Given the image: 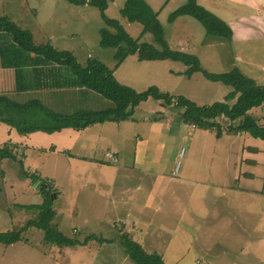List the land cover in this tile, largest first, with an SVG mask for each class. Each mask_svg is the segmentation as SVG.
<instances>
[{
    "label": "rangeland",
    "instance_id": "rangeland-1",
    "mask_svg": "<svg viewBox=\"0 0 264 264\" xmlns=\"http://www.w3.org/2000/svg\"><path fill=\"white\" fill-rule=\"evenodd\" d=\"M85 1L87 3L77 5L68 0H0V17H7L19 27L29 30L37 44L51 43L59 50L71 52L82 65L88 59L99 60L113 71L119 83L136 91L155 85L161 91L182 95L203 105L224 100L232 89L229 85L208 80L200 72L186 76V66L170 59L139 60L135 53L128 55L116 66V49L100 44V29L106 27L100 12L97 7L88 3L89 0ZM124 2L125 0H108L106 15L119 20L127 33L139 42L160 48L153 34L142 32L139 23L128 22L121 16L120 8ZM182 2L183 0H173L158 16L168 46L187 53H192L188 49L192 47L193 52L200 56L201 67L212 73L229 71L233 68V62L236 64L234 67L248 64L253 72L246 66L245 74L264 85V73L261 72L264 65V43L257 47L248 43L236 45L232 51L233 58L229 46H223L216 53L214 51L216 55L211 57L212 51L206 48L210 38L196 19L183 15L175 18L174 22L170 20L171 13ZM181 42L188 47L175 45ZM83 90V96L76 97L73 91L67 99L77 102L84 111L111 106V102L100 94L86 88ZM24 97L42 98L41 95L32 93ZM43 100L47 105L54 106V98L43 97ZM160 106L155 99L148 98L135 107L128 123L136 125L138 121L136 127L146 125L142 121L151 116L153 121H158L152 125L158 127L162 120L156 116L162 114L165 117L177 112L173 106ZM250 112L259 116L260 122L264 123V105L253 108ZM39 119L42 120L43 116ZM179 120L172 123L170 135L152 134L149 131V141L144 143L145 139L143 140L144 144L137 147L136 155H127L137 166L147 168L160 165L174 178L185 175L193 178V181L186 183V191L183 189L184 205L181 204L179 210L175 206L169 207L170 214L165 211L167 204L164 202L151 209H137L140 202L135 201L134 196L137 193L136 184L140 183V175L123 171L122 185L120 177H117L119 175L112 168H103L97 174L95 169L88 167V161L82 159L83 155L78 151L77 155L64 153L61 149L53 153L47 132L20 134L16 131L15 137L21 138L8 140L13 136H8L7 125L0 122V138L7 142H17L15 152L7 147L15 154V159L0 158V232L20 229L27 220L35 218V210L22 205L42 203L44 193L38 190L45 187L50 192L55 210L52 226L69 238L82 241L92 233L96 238L103 239L102 243L97 239H89L83 245L59 247L43 242V232L29 227L22 232L23 241L10 245L0 243V264H134L125 256L119 242L123 221L126 229L131 228V222L135 220L138 211L147 216L146 219L158 229L169 226L173 230L172 238L164 233L156 235L157 247L154 250L162 256L165 264H264V198L234 190L233 186L237 182H232L231 179L238 178L240 171H246L244 159L249 154L245 151L242 155L235 146V142L243 140L227 135L229 138L224 137L222 141L211 131L194 129L182 118ZM179 124L183 125V131L175 127ZM225 124L224 122L223 125ZM137 132L141 136V130ZM43 137L48 139V144ZM245 139L249 140V145H264V141L258 138L246 135ZM219 142L226 143L224 148H217ZM257 157L261 162L255 169L258 178L245 181L244 184L241 174L240 188L243 184L253 188L264 186L263 180L259 179L264 166V152ZM177 164L178 170L173 176L170 171H174ZM208 165H211L213 175L212 185L209 186L199 181L204 178ZM199 167L205 169L204 172H200ZM25 172L33 173L39 178L38 182L30 177L37 188L31 184L21 186L23 180L29 177L23 175ZM129 181L131 182L128 184ZM216 184L223 185L222 189L216 187ZM144 185L146 186V180ZM123 186L126 189L124 194ZM173 190L175 188L169 185L164 197ZM123 195L131 196V199L126 198L123 203ZM125 210L127 215L124 216ZM143 249L147 251L144 247Z\"/></svg>",
    "mask_w": 264,
    "mask_h": 264
},
{
    "label": "trees",
    "instance_id": "trees-1",
    "mask_svg": "<svg viewBox=\"0 0 264 264\" xmlns=\"http://www.w3.org/2000/svg\"><path fill=\"white\" fill-rule=\"evenodd\" d=\"M68 1L77 5L87 3L85 0ZM107 1L89 0L88 3L98 8L106 25L100 29V44L116 49V66H119L128 55L135 53L139 60L179 61L186 66V76L200 72L210 81L231 86L232 89L225 95L224 100L199 105L182 95L161 91L155 85L143 91H136L119 83L113 71L99 60L88 59L82 65L71 52L59 50L51 43L37 44L29 30L19 27L7 17H0V66L15 69L16 91L82 87L100 94L111 102V106L105 109L65 114L45 108L37 99L19 102L8 95L0 94V122L15 128L20 134L35 131L51 133L64 127L82 129L94 123L128 120L137 105L148 98H153L164 106L176 108L185 123L213 131L216 137L243 132L264 141V123L250 112L251 109L264 105V85L257 83L238 67L220 73L204 70L195 54L173 50L168 46L158 14L145 0H125L120 8L121 16L128 22L139 23L142 32L153 34L160 48L150 43L139 42L137 38L127 33L119 20L106 15ZM183 15L196 19L207 34L231 39L230 27L197 4L196 0H186L171 13L170 20L173 21ZM42 116L43 119H39ZM0 158L15 159L16 156L7 147L0 146ZM23 175L32 179L38 178L27 172ZM41 192L45 197L42 203L22 205L34 209L35 218L27 220L20 229L1 231V244L10 245L23 241L22 232L29 227H35L43 232V242L59 247L83 245L89 239L103 242V239L96 238L94 234L86 235L82 241L69 238L52 226L55 210L52 207L50 192L45 187L41 188ZM119 244L123 247L125 256L134 264H165L159 253L145 251L141 244L127 233L120 234Z\"/></svg>",
    "mask_w": 264,
    "mask_h": 264
},
{
    "label": "crops",
    "instance_id": "crops-1",
    "mask_svg": "<svg viewBox=\"0 0 264 264\" xmlns=\"http://www.w3.org/2000/svg\"><path fill=\"white\" fill-rule=\"evenodd\" d=\"M145 1L150 5V7L154 11L157 12L159 16L160 13L164 10V8L168 4H170L173 0H145ZM185 2L186 1L183 0L182 4H184ZM196 2L197 4L204 7L206 10L216 15L222 21H224L232 31V36L230 40L224 39L220 36L207 34V36L210 39L208 42V46L206 48H208L209 51H212L211 54L213 55L211 57H214V55H216L214 54V51L216 53V51H219L221 48H223V46H229L231 50V57L233 58L232 51L236 45H240L242 43H248L250 45H253L254 47H257L258 44L264 43V0H196ZM184 16H188V15H184ZM181 17L183 16H179L176 19ZM175 45L181 48H183L182 45H184V48L188 47L185 43L182 42L177 43ZM188 49H190L189 52L194 53L192 47H188ZM195 55L198 57L200 61V56L198 54ZM237 57L239 58V56ZM247 57H251V56H247ZM231 65L232 67L236 66L234 62L231 63ZM246 66L250 69V71L253 72V68L248 64L244 65V67H238V68L243 73H245L244 71H246L245 70ZM261 72L264 73V65L261 68ZM15 88H16L15 69L13 67L0 66V94H5L12 98L15 97L17 98V101L24 102L25 100H29V98H25L24 95L32 93L35 95H41L42 97L41 100L39 98H37V100H39L43 106L46 105L47 106V107L45 106L46 108L51 109L55 112L68 114L73 112L84 111L83 108H80V105L77 102H73L67 99L69 94H71L73 91L74 94H76V97L83 96L85 94V91L83 90L84 88L82 87L59 88V89H37V90H27V91H16ZM43 97L54 98L55 99L54 106L47 105V102L43 100ZM158 103L161 105L160 107H164V105H162L160 102ZM255 117L259 119V121L261 120L259 116H255ZM151 118L153 117L150 116L145 120H143L142 122H145L146 125H139V127H136L138 126L137 124L138 121L136 122L135 125V123H128V120H124V121L122 120L119 122L105 121L102 123H94L82 129L64 127L60 130L47 133L50 135V149L53 151V153L58 152L60 149L64 153L70 152L71 154L75 153L76 155H77L76 151L80 152V154L83 155L82 159L88 161L89 164L88 167L95 169L97 174H99V171H101L103 168H112L114 170V173L116 172V175H119L117 177H120V182L122 185H123V171H129L133 175H140L141 178L139 179L140 183L137 182L136 184L137 193H135L134 196L135 201L140 202L138 204L139 207H137V209L141 211L145 209H151L152 207H155L157 204L164 202L167 204L166 206L167 209H165V211L167 210V212L170 214L171 211L168 210L169 207L175 206L176 208L178 207L179 210L180 205L181 204L184 205L185 199L182 196L184 194L183 189H185L186 191V183L193 181V178L188 175L174 178L172 176H169V174H167V172H165L160 165L150 166L147 167L150 169H147V168H143V166L141 167L140 165L139 166L135 165V163L129 160L127 157L129 153L132 154L134 153V155H136L138 151L137 147L142 146L144 143L149 141V135H150L149 131L152 134L164 133V135H170V132L173 129L172 123L176 122L177 120L180 121L179 119H181L182 117L178 112L175 113L172 112L170 115L165 117L162 116V114H159L158 118L159 120H162V122L158 123L159 124L158 127H154L152 125L155 124L153 122H158V121L157 120L153 121ZM6 125L8 130V136L10 135L13 136L12 138H8V140L21 138L20 136L15 137L14 132H16V130L13 127L9 126L8 124ZM175 127L180 128V131H183L184 129L183 125L180 124L175 125ZM192 127L194 129L196 128L194 126ZM138 130H141V136L138 134L137 132ZM204 130L206 132H210V130L208 129H204ZM31 133H27V134H31ZM136 135H139V137ZM227 135H230L231 138H234L236 140L239 139L243 140V142H235L237 143L235 144V146L237 147V149H240L242 155H244L245 151H247V153L249 154V157L244 159L245 163L247 164L246 171H244L243 173L242 171H240L238 178L235 179L231 178L232 182H237V184L233 186L234 187L233 189L242 191L247 194H254L258 198H262V197L264 198V186L262 188H253L250 186H244L245 181H251L255 178H258L259 176L255 172V169L261 164L257 155L261 152H264V145H256V144L249 145L248 143L249 140L245 139V136L246 135L250 136V135L243 132L237 134H223L221 137H217V138L223 141L224 137L229 138ZM43 138L47 140L46 144H48V139H46V137ZM144 139L145 142L142 143ZM16 144L17 142L15 141L7 142L4 140V138H0V145H5L14 152L16 151L15 148ZM225 144L226 143L219 142L217 148L220 146L224 148ZM228 144L231 146L232 143H228ZM161 149H164V147H162ZM107 153L112 154L116 160H114L112 157H108ZM90 154H92L93 156H90ZM134 158L136 159V157ZM198 169L200 172H204L205 169L207 170V172L204 173L205 175L204 178L199 181L203 184H206L207 186L212 185L211 178H213V175H211L212 173L211 165H208V167L205 169H202L201 167H199ZM170 172L172 175L173 171ZM175 174L176 173H174L173 176ZM241 174H243L242 181L244 183L241 186L242 188H240ZM260 177L261 178L259 179L263 180V184H264V166L260 174ZM145 180H146V186L144 185ZM36 181L39 182L40 181L39 178H37ZM130 182L131 181H129L128 184ZM96 183L100 184L98 183L97 180ZM26 184H31L34 188H37V186L33 185L30 177H28L26 180H23L21 186L23 187ZM169 185H172L175 188V190H173L169 195L164 197V194L167 192ZM218 186L221 187V189L223 187V185L216 184V187ZM38 191L41 192V189H39ZM125 191H126L125 186H123V194L125 193ZM123 197L125 198L123 200V203H125L126 198H128L129 200L131 199V196L127 197L126 195H123ZM187 202H189V200ZM136 213L137 216L135 217V220L131 222V228L126 229L124 227L125 222L123 221V229L122 231H120V233L124 231L129 236L131 235L130 237L133 240L139 242L142 245V247H144L149 252L155 251L154 249L157 247L156 241H157V236H159V233L168 234L172 238L173 230H170L169 226L164 229H158L157 227L153 226L150 220L146 219L147 216L142 215V213L139 211ZM125 215H127L126 210L124 216ZM106 225L109 226L108 224Z\"/></svg>",
    "mask_w": 264,
    "mask_h": 264
},
{
    "label": "built area",
    "instance_id": "built-area-1",
    "mask_svg": "<svg viewBox=\"0 0 264 264\" xmlns=\"http://www.w3.org/2000/svg\"><path fill=\"white\" fill-rule=\"evenodd\" d=\"M180 155H182V151L180 152ZM107 156H108V157H112L113 159H115V157H114L112 154L107 153ZM177 170H178V164H177V166L175 167V169H174V171H173V174L176 173Z\"/></svg>",
    "mask_w": 264,
    "mask_h": 264
}]
</instances>
